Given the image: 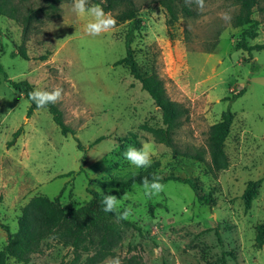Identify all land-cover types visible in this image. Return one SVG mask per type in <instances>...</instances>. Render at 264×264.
<instances>
[{"label":"rangeland","instance_id":"rangeland-1","mask_svg":"<svg viewBox=\"0 0 264 264\" xmlns=\"http://www.w3.org/2000/svg\"><path fill=\"white\" fill-rule=\"evenodd\" d=\"M133 1L142 26L131 47L141 68L163 79L175 103L174 147L158 142L152 132L164 127L161 109L128 67L115 65L126 55L129 21L119 18L123 6L108 12L116 24L99 36L84 32L86 18L73 13L72 0L38 13L26 34L28 60L12 52L23 42V16L45 1L11 0L19 17L0 15V63L7 76L29 80L34 88L61 87L56 103L74 131L63 134L45 107L28 118L29 100L0 75V250L9 238L1 224L16 232L33 198L45 196L72 213L91 201L90 189L120 199L117 209L128 210V219L144 233L122 228L115 248L122 264H258L256 252L264 250L256 238L264 223V180L249 208L242 195L249 181L264 178V50L237 48L242 27L233 25L239 10L235 0H204L203 9L194 0H175L180 11L173 24L159 0ZM181 2L193 13L181 11ZM253 18L257 37L248 39L250 46L264 43V0H258ZM243 88L241 97L227 99ZM228 108L235 113L225 145L229 164L216 172L208 140ZM146 142L153 146L158 176L192 178L210 202L178 181L162 183L163 191L152 197L143 185L120 191L90 181L144 169L131 165L124 152ZM196 153L203 160L188 156ZM72 259L69 245L48 237L31 263ZM8 264L20 263L10 257Z\"/></svg>","mask_w":264,"mask_h":264},{"label":"trees","instance_id":"trees-1","mask_svg":"<svg viewBox=\"0 0 264 264\" xmlns=\"http://www.w3.org/2000/svg\"><path fill=\"white\" fill-rule=\"evenodd\" d=\"M43 4L36 8H29L28 13L23 16V42L17 47V50L12 52V55H19L28 60L29 55L25 47L26 34L33 24V21L38 17V13L52 12L58 8V4L63 0H44ZM166 8L169 19L168 22L173 24L178 19L180 8L175 0H159ZM95 4H99L106 12L112 11L117 7L123 6L119 18L123 21L128 20V32L126 34L125 47L126 55L118 59L115 65H125L129 68L130 73L138 79L142 88L149 93L155 104L161 109L163 116L164 127L154 128V137L158 142L165 143L168 146L174 147L173 135L175 129L179 126V116L176 112L175 103L169 97L165 83L161 77L155 73L144 71L134 57L132 42L135 32L142 26V19L137 13L133 0H95ZM181 11L185 14H192L193 9L189 4L181 2ZM258 0H235V4L239 6L238 13L233 17V25L242 27L240 41L237 44L238 49H242L248 53L252 51L264 50V43H257L250 46L248 39L257 37L258 21L253 18L254 8ZM20 12L16 5L11 0H0V15H8L13 18L19 17ZM4 52V46L0 44V53ZM45 59V57L43 58ZM4 74L5 80L8 81L16 90L22 92L29 100L27 117L29 118L37 108L29 99V93L34 89V85L29 80L16 82L10 79L3 65L0 63V75ZM1 82V80H0ZM246 89H240L233 93L227 99L234 101L245 93ZM53 116L55 123L60 127L63 134L68 135L74 133L64 119L63 111L57 103L45 106ZM235 119V113L230 108L223 111L221 120L215 123L210 130L209 135V153L211 157V167L216 172L228 167L229 161L225 151L226 140L230 135L231 127ZM18 129L14 136L18 135ZM136 137V136H135ZM103 137L96 139L94 143H98ZM81 148V144L79 143ZM193 158L203 160L201 153L188 155ZM159 166L158 162L152 163L149 167L142 170L133 171L126 176H115L110 179H90L91 182H96L101 188H113L120 191L132 189L135 185H143L144 179L152 181L159 179L161 183L167 181H178L188 184L198 194L200 199L210 202L209 195H201L198 192V185L192 178L169 174L158 176L155 172ZM264 178L251 180L243 193V199L246 206H251L253 196L258 190L259 185ZM92 195L91 201L77 211L66 212L64 208L59 206L56 201H52L45 196H37L33 198L22 211V216L19 218V228L16 232H10V227L7 224H1L8 232V243L4 249L0 250V264H8L10 257H13L20 264L31 263L33 253L41 251V243L45 238L56 237L59 241L69 245L73 250V259L69 264H99L108 257L116 255V246L122 239V228L131 226L138 230L140 235H144L143 231L136 226L132 221L121 219L122 213L119 209L114 212H104V205L101 203L103 197L101 193L89 189ZM71 213V219L69 214ZM259 243L264 242V223L259 225L257 234ZM222 262H225L223 256ZM132 261H135L133 258ZM65 264V263H61Z\"/></svg>","mask_w":264,"mask_h":264},{"label":"clouds","instance_id":"clouds-1","mask_svg":"<svg viewBox=\"0 0 264 264\" xmlns=\"http://www.w3.org/2000/svg\"><path fill=\"white\" fill-rule=\"evenodd\" d=\"M198 8L203 9L204 0H194ZM72 11L78 18H86L84 25V32L90 36H99L101 33H105L112 29L115 24V18L104 10L99 4H90L89 0H72ZM63 89L56 87L51 90L43 89L40 87L34 88L29 93V99L35 104L37 108H43L49 104H55L61 99ZM153 146L151 143H143L141 147L137 148L129 146L124 152L125 159L137 169L149 167L152 163ZM164 185L159 179H153L149 181L144 179L143 191L148 197L158 195L163 191ZM103 199L101 203L104 205V212H114L117 210L120 199L115 195L101 193ZM129 211L125 210L120 214L121 219H127ZM216 219L217 217H213ZM258 264H264V250H258L256 252ZM105 264H122L120 257L112 256L106 258Z\"/></svg>","mask_w":264,"mask_h":264}]
</instances>
